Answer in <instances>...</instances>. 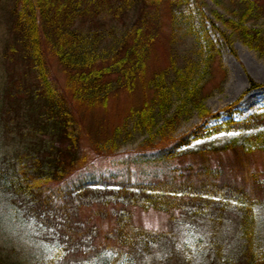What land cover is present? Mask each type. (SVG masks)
Segmentation results:
<instances>
[{
    "label": "trees",
    "instance_id": "1",
    "mask_svg": "<svg viewBox=\"0 0 264 264\" xmlns=\"http://www.w3.org/2000/svg\"><path fill=\"white\" fill-rule=\"evenodd\" d=\"M9 1L8 31L19 46L20 61L25 64L19 78L26 83L15 93L8 88L9 97L2 103V138L8 139L7 132L12 130L11 140L17 141V147L0 157V197L52 227L61 242L69 243L68 251L87 256V264H114L119 258L124 264H159L160 252H172L173 264H185L174 252L169 231H151L135 224L128 206L167 213L170 229L179 227L178 212L194 214L216 226L236 222L238 264H264L255 213L257 190L262 186L259 175L264 171L245 167L247 158L264 152V111L245 120L229 118L225 127L214 125V132H241L220 146L189 148L193 141L211 134L206 127L210 121L232 114L227 108L213 113L205 105L211 86L218 88L226 73L205 26L199 30L188 23L180 36L192 38L193 55H171L165 67L149 72L152 45L164 14L173 47L179 14L189 0ZM232 13L231 18L214 13L224 29L214 23L212 27L229 48L234 36L264 57V3L242 0ZM101 16L113 20L111 26L119 30L103 29ZM86 18L87 28L76 23ZM49 57L60 67L66 89L79 106L105 108L119 91L132 93L141 88L140 103L127 110L104 143L97 144L99 148L114 151L142 137L140 150L124 153L123 164H178L167 166L162 176L151 181L103 180L104 189L92 187L96 182L85 179L66 183L86 159L79 153V131L68 98L52 79ZM195 115L200 122L178 133L180 125ZM9 121H13L10 127ZM223 154L232 155L226 169V163L219 161ZM237 174H243L242 182L231 180ZM109 184L118 188L109 189ZM105 192L112 193L111 197L101 195ZM96 203L100 207L94 214L109 220V228L99 236V228L87 220L86 240L81 238L83 223L72 226L67 210ZM118 205L117 212L108 211ZM0 264L21 263L0 257Z\"/></svg>",
    "mask_w": 264,
    "mask_h": 264
},
{
    "label": "rangeland",
    "instance_id": "2",
    "mask_svg": "<svg viewBox=\"0 0 264 264\" xmlns=\"http://www.w3.org/2000/svg\"><path fill=\"white\" fill-rule=\"evenodd\" d=\"M257 2L263 4L264 0H257ZM241 5L242 0H189L179 14L176 29L177 38L173 42V47L171 45V27L166 13L164 14L162 29L152 45L149 72L165 67L171 55H193L192 38L180 39L188 23L199 30L205 26L220 51L221 62L226 73L223 75V83L218 88L211 86L212 93L205 100V105L213 113H222L223 109L227 108L232 110V114H223L220 119L210 121L206 127L211 130L209 131L211 134L203 139L193 141L189 148H196L201 144L220 146L239 136L241 132H214L212 130L214 125L219 124L225 127V122L229 118L240 121L264 111V57L250 50L234 36L231 37L232 48H229L220 34L212 27L214 23L216 28L224 29L221 20L216 19L214 13L221 17L231 18L233 16L232 11ZM10 9L9 0H0V116L3 99L9 97V89L13 93L21 91L25 81L23 78H19V73L23 75V68L25 69V64L21 62L18 52L20 51L19 46L11 32L8 31ZM99 18L105 23L102 26L103 29L111 30L116 27L115 30H119L118 26H111L114 21L110 18L103 19V16ZM76 23L82 28H87V18L83 20L82 24L80 20ZM49 61L52 79L65 92L73 111L79 131V153L84 155L86 159L85 164L66 179V183L74 184L85 179L88 182H96L91 185L92 187L104 189L103 180L114 182L151 181L159 178L157 176H162L166 172L167 166L178 164L176 161L160 166L144 163L128 167L127 164H123L122 161L127 159L124 153L140 150L138 145L143 139L142 137L123 144L114 151L99 148L97 144L101 146L104 143L111 135L113 128L125 116L127 110L140 103V98H143L141 88L137 87L132 93L119 91L116 96L110 99L105 108L79 106L67 91L64 76L56 61L50 57ZM237 80L240 81L242 87H246L236 90L234 81ZM259 92L263 94L255 98V94ZM248 100L251 103L244 107V103ZM15 117L21 120L20 116ZM199 122V117L193 116L189 121L180 125L178 133L188 131ZM12 123L13 121L8 122L9 127ZM2 131L3 126L0 119V157L2 153H11L17 147V141L11 140L15 133L9 130L7 132L8 139L4 140L2 138L4 132ZM231 160L232 155L223 154L219 161L226 163L224 168L226 169L229 168V161L232 163ZM213 161L216 162V160ZM245 165L247 169L263 172L264 152H257L253 157L247 158ZM242 176L243 174H237L230 177H235L231 179L234 182H242ZM259 178L262 181V186L257 190L258 203L255 207L258 228L257 244L260 248H264V174H260ZM108 188L116 189L118 185L109 184ZM111 194L105 192L101 195L111 197ZM109 199L113 202L116 201L115 198ZM14 206L9 199L5 200L0 197V257L8 262L21 264H87V256L81 252L72 253L68 251L67 244L69 243L61 242L58 235L53 233L52 227L47 228L41 219L33 216L32 212L25 214V209H16ZM99 207V204L96 206L93 204L67 210L72 226L79 225L78 222L83 223L81 225L84 233L81 238L87 240V220L91 223L90 226L96 225L99 228V236L109 228V220L94 214V211L98 210ZM119 208L120 205L116 209H108V211L117 212ZM128 210L131 212L135 224L151 231H169L170 241L172 240L173 248L176 250L174 252H178L185 264H238L235 256L239 242V232L235 227L236 222L229 221L224 225L216 226L194 214L188 212L180 214L178 212L176 215L180 218L179 227L170 229L171 223L168 214L163 211L143 209L139 206H128ZM56 233L60 234L59 232ZM173 256L172 252L157 254L161 260L159 264H173ZM80 259L83 260L77 262ZM182 260H180L181 263H183ZM114 264H124V259H116ZM125 264L131 263L128 261Z\"/></svg>",
    "mask_w": 264,
    "mask_h": 264
},
{
    "label": "bare ground",
    "instance_id": "3",
    "mask_svg": "<svg viewBox=\"0 0 264 264\" xmlns=\"http://www.w3.org/2000/svg\"><path fill=\"white\" fill-rule=\"evenodd\" d=\"M234 84L236 85V90H240V89H244L246 86H244V87H242L241 86V84H240V81L239 80H237V81H234ZM261 94H263V93H261V92H259V93H256L255 94V98H257L258 96H260ZM251 102L248 100L246 103H244V107H246V106H248L249 104H250Z\"/></svg>",
    "mask_w": 264,
    "mask_h": 264
}]
</instances>
